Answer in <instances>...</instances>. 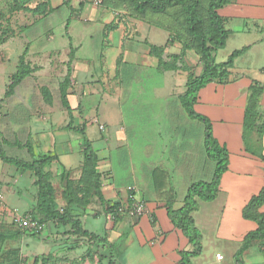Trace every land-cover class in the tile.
Wrapping results in <instances>:
<instances>
[{"label": "rangeland", "instance_id": "obj_1", "mask_svg": "<svg viewBox=\"0 0 264 264\" xmlns=\"http://www.w3.org/2000/svg\"><path fill=\"white\" fill-rule=\"evenodd\" d=\"M73 1L76 10L68 5ZM244 1L258 0H237L240 5ZM89 2H93L95 11L81 9ZM61 4L50 12L53 6ZM177 10L157 15V18H164L165 31L152 28L149 34L142 37L133 38L130 35L132 39L129 40L120 32L105 37L104 25L99 18H106L105 22L111 18H156L151 12L140 16L128 6L109 8L103 0H0V131L7 155L31 161L32 156L38 157L49 151L61 153L64 142L72 146L74 153L70 157L75 164L78 163L81 157L76 138L83 142V137L65 129L69 116L60 97V84L68 72L72 78L77 67L79 78L76 80L75 77V81L71 79L70 90L76 97L71 99L75 106L73 115L75 121L85 123L86 137L93 139L95 148L100 149L104 162L102 168H111L112 171L105 174L107 180L114 174L116 182L128 187L129 193L135 192L130 184L135 181L136 174L145 176L147 186L151 187L149 185L157 169L155 162L163 159L175 163L176 157L184 153L182 140L191 145L199 158L205 157L204 126L191 119L180 106L187 77L199 75L202 63L194 51L191 50L189 55L187 51L182 52L183 42L189 39L183 13ZM88 19L91 22H86ZM235 24L243 26L239 20ZM248 26L251 29L249 32L233 29L226 47L217 51L216 60L225 62L235 50L252 45L254 47L236 61L235 70L240 75L255 78L264 66V30L256 32L253 22ZM70 38L73 43L68 45ZM168 38L169 44L163 45ZM145 39L163 45V59L179 69H158L155 57L143 55ZM129 43L138 47V54L133 58L127 55L123 59V52L129 48ZM77 45L81 46V50L75 63ZM175 55L179 57H173ZM22 58L29 64L31 72L25 82L9 93V85ZM81 74H85L84 78ZM86 78L89 80L85 81ZM176 95L180 96L176 98ZM234 99L233 95L224 99L223 95L212 92L210 88L204 92L203 102L195 110L199 114L210 115L215 122L227 116L231 117V121H237V112H241L244 99L238 102ZM219 125L216 124V127ZM33 126H39L35 135L32 133ZM101 126L104 130L100 129ZM184 130L186 139L183 138ZM55 142L56 150H53ZM206 162L207 170L188 174L185 184L193 180L208 182L212 179L215 164L207 157ZM157 165L171 173L170 179L173 174L171 169ZM176 167L177 164L174 165ZM48 170L55 176L53 183L58 189L56 203L58 207H66L60 174L57 172L58 175H55L51 169ZM81 179L80 174L75 180L83 187ZM35 180L31 172L21 174L15 165L0 161V234L19 231L14 219L16 214H25L34 207L38 191ZM208 204H201V214H205ZM74 210L82 213L78 207ZM92 212L93 218L99 214L96 210ZM87 225L88 230L93 231ZM69 230V227L47 226L34 237L9 238L1 245V250L17 249L20 264H103L105 259L102 256L112 258L109 250H101L97 254L95 245L70 234Z\"/></svg>", "mask_w": 264, "mask_h": 264}, {"label": "crops", "instance_id": "obj_2", "mask_svg": "<svg viewBox=\"0 0 264 264\" xmlns=\"http://www.w3.org/2000/svg\"><path fill=\"white\" fill-rule=\"evenodd\" d=\"M72 3L73 4H70V6L72 9L76 10L77 6L75 2L73 1ZM62 4L53 7L59 8ZM82 10L95 11L93 2H89L87 5L83 6ZM253 10H255V12ZM218 12L225 20V27L229 31L226 45L234 33L233 29H238L240 32L248 30L249 32L251 29L248 23L250 22L254 23L253 29L256 32L264 30L262 26L264 25V2H260L259 0L251 2L244 1L242 5L238 4L237 0H235L234 3L220 9ZM117 13L118 12H116V14ZM105 19L106 18H99L100 22L104 25V35L108 38L120 32L123 36L124 34L125 37L128 36V39L131 40L132 38H129L130 35H132L133 38L135 36L142 37L149 34L152 28L165 31L158 22V18H153L152 20L148 18H111L109 22H105ZM236 20L241 21L243 26H236ZM86 22H91V19H88ZM140 24L141 26H139ZM167 33L170 36V32ZM168 40L163 45H165ZM71 43L73 42L70 38V43L68 45ZM144 44L145 51H143V55L149 56V58H153L150 55V46H163L151 43L148 39L144 40ZM63 47L64 46H62V48ZM76 47L78 50L76 51L74 59L75 63L77 62L78 54L81 50L80 45ZM246 47H248V50L242 56L238 57L236 61L243 57L254 46L249 45ZM137 48L138 47H135L132 43L129 48H126L123 52V59L127 57V55L131 58H133L134 55L137 56ZM190 53L191 51H188V55ZM236 61L234 68L231 70L229 82L227 84L212 83L208 85L200 92L199 100L195 106L196 108L198 105L202 104L203 94L210 88L212 92L223 95L224 99H227L230 95L235 97L233 100L234 102H238L239 99H244L241 112H237V121H231V117L227 116L224 117V120L215 122L209 114V117L207 116L212 121L215 138L228 150V168L222 176L216 199L210 202L199 201L198 210L193 214L196 227L203 235L202 254L192 260L193 264H236L235 255L242 247L245 236L257 228L255 222L246 220L243 217V209L248 201L253 196L257 195L264 186V161L260 157L261 155L264 156V132L262 135L251 132L244 138L243 121L249 96V87L253 83H259L264 88V66L260 68L257 77L251 78L236 72ZM116 70L117 66L115 65V71ZM82 76L84 78L85 74ZM75 77L76 80L77 77L79 78L77 67H75V73L71 79L75 81ZM87 80L89 79L86 78L85 81ZM80 94L84 96V93ZM179 96L176 95V98ZM72 98L74 99L76 97L74 95L69 96L68 99L70 103ZM83 100L85 99L83 98ZM71 106L74 111L75 106L72 105V103ZM180 106L182 107L181 104ZM261 109L264 112V96ZM75 124L82 125L83 122L75 121ZM216 124L221 125L216 127ZM33 127L32 133L35 135L38 133L37 130L39 126H37V128L35 126ZM86 128L87 127H85V133ZM185 131L186 130H184L183 133L184 139H186ZM101 139H103L102 135ZM76 140L78 141L79 148L78 155L81 157L77 164H75V161L70 157V155L74 153L70 144L65 145L63 142L61 144V153H57L60 163L67 172L71 173L72 179L78 178L84 163V146L82 145V140L78 137ZM89 141L92 142V146L99 157L98 170L100 173L104 174L102 178V192L106 201L110 205L120 202L126 205L130 195L133 194L135 202H142L147 208V213L143 216L137 217L132 214L125 215L122 216L119 221L115 222L113 216L103 215V209L98 200L95 199L84 212L78 213L85 229L88 230L87 224H89L90 228H93V231H88L106 236L108 241L116 246L117 253H111L112 258H105L103 264H109L107 260H113L114 264H181V252L192 251V246L182 231L177 229L171 222L166 205L170 202L174 210L183 207L188 188L191 184L199 181L193 180L185 184V178L188 174L190 175L195 172L200 173L207 170L208 163L206 162V156L202 159L199 158V155L195 154L191 145L184 142L185 140H182L180 143L182 144L184 153L176 157L174 160L175 163L164 161L163 159L157 161L158 163L155 162L157 169L149 185L151 187L147 186L145 176L142 177L141 175L135 174V181L130 184L135 188V192L129 193L127 191L128 187H123L119 182H116L113 176L114 174L111 175L112 178L110 180L105 178V174L110 173L112 170L111 168H102L104 162L102 157H100V149L95 148L93 139H89ZM56 144L57 142L54 143L53 150H56ZM157 164L171 169L173 174L170 179L169 174L171 173L166 172V170H163L162 167ZM175 164H177L176 168H174ZM48 169H51L55 175L57 172H59V174L61 173L59 165L57 164H53ZM48 169L47 171H49ZM53 177H55L54 174ZM53 184L55 185V183ZM202 203H209V206L205 209L204 215L201 214L202 212L200 213ZM94 210L98 211L99 214H96L97 217L93 218L92 211ZM261 211L264 213V206L261 208ZM26 212L27 211L24 213ZM217 254H220L223 258L217 259ZM242 261L244 264H264V247L261 246L259 241H255L244 253Z\"/></svg>", "mask_w": 264, "mask_h": 264}, {"label": "trees", "instance_id": "obj_3", "mask_svg": "<svg viewBox=\"0 0 264 264\" xmlns=\"http://www.w3.org/2000/svg\"><path fill=\"white\" fill-rule=\"evenodd\" d=\"M234 1L103 0L109 8L118 9L120 6H128L140 16H147V13L151 12L152 16L157 18V15L172 13L175 9L180 10L183 13L185 32L187 39H189L183 42L182 52L194 51L198 54L202 63L199 75H189L187 77L186 90L180 96V102L191 119L203 124L206 157L215 164V169L210 181H197L191 184L187 190L183 207L174 210L170 202L166 205L171 222L177 229L182 231L192 246V251L181 252V264H193L192 260L202 254L203 235L196 227L193 214L198 210L199 201L210 202L216 199L222 176L228 168L229 153L227 148L215 138L211 119L197 113L195 106L199 100L200 92L208 85L212 83L227 84L229 82L231 70L234 68L236 59L248 50V47L236 50L228 57L227 61L222 63H218L216 60L217 51L225 48L229 36V31L225 27V20L219 15L218 11L231 5ZM55 10L56 8H51L50 12ZM70 17H72V14ZM148 19L152 20L153 18ZM163 19L158 18V22L165 29ZM167 44H169V40ZM150 48V55L157 59L158 69L164 71H176L179 69L175 64L163 59V48L157 46H150ZM173 57L177 58L179 56L175 55ZM30 72L29 64L22 58L19 69L13 75L12 82L9 85V93H12L29 76ZM71 89V73L68 72L64 81L60 84V97L69 115V123L65 129L80 133L83 137L84 163L81 168V183L83 187L78 181L71 178V173L67 172L60 163L57 153L49 152L38 157L32 156L31 161H23L8 156L3 146L4 141L1 139V131L0 161L15 165L21 174L31 172L34 175L36 179L34 184L38 188L36 205L27 213L44 224L45 229L47 226L69 227L70 234L80 239H87L91 244L95 245L98 251L97 254L99 251L106 249H109L111 253H117L116 246L110 243L106 236H101L85 229L80 215L74 209L78 207L84 212L97 199L103 209V215H111L117 222L122 216L131 214L136 202L133 194L130 195L126 205L121 202L110 205L106 201L102 192L104 174L98 170L99 157L97 152L94 150L92 142L86 137L85 123L82 125L75 124L73 108L68 99L69 96L73 95V92H70ZM263 96L264 88L261 84L253 83L249 87V96L243 121L244 138L251 132H255L258 135H262L264 132V112L261 109ZM260 157L264 161V156L261 155ZM53 164L59 165L61 172L60 181L64 187L61 193L67 204L66 207H58L56 203L58 189L53 184L52 173L47 171ZM263 206L264 186L257 195L248 201L243 209V217L246 220L255 222L257 228L245 236L242 247L235 255L236 264H244L242 257L255 241H259L261 246L264 247V213L261 211ZM18 229L19 231H9L8 235L0 234V264H20V253L17 249L12 250L13 252L11 250L7 252L1 250V245L7 242L9 238L19 240L27 235L37 236L42 232H32L20 227ZM101 258L105 259V256ZM109 264H114V261H109Z\"/></svg>", "mask_w": 264, "mask_h": 264}, {"label": "built area", "instance_id": "obj_4", "mask_svg": "<svg viewBox=\"0 0 264 264\" xmlns=\"http://www.w3.org/2000/svg\"><path fill=\"white\" fill-rule=\"evenodd\" d=\"M101 130H104V127H100ZM18 211V210H17ZM122 211V209H121ZM19 212V211H18ZM147 213L146 205L142 202H136V205L134 206L131 214L137 217L143 216ZM15 224L22 228L26 229L28 231L32 232H41L45 229V225L40 223L38 220L34 219L30 214H16V217L14 219ZM217 259H222L223 256L220 254H217Z\"/></svg>", "mask_w": 264, "mask_h": 264}]
</instances>
